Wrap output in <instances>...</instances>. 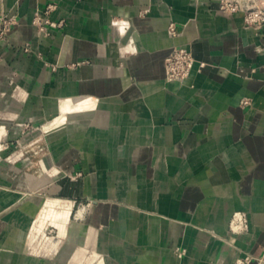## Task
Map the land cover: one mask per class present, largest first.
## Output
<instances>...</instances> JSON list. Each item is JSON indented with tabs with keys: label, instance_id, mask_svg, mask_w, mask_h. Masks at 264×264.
Returning a JSON list of instances; mask_svg holds the SVG:
<instances>
[{
	"label": "crops",
	"instance_id": "1",
	"mask_svg": "<svg viewBox=\"0 0 264 264\" xmlns=\"http://www.w3.org/2000/svg\"><path fill=\"white\" fill-rule=\"evenodd\" d=\"M48 5L50 34L32 23ZM217 6V0H0V16L18 14L0 39V103H7L6 91L24 93L7 104L15 113L8 127L23 106L18 122L39 113L36 120L46 125L63 99L102 100L84 131L45 132L50 153L40 167L46 159L61 173L38 189L73 201V208L91 201L76 223L94 231L93 246L110 262L136 264L128 250L139 246L156 251L150 264H232L245 254L258 264L264 257V28L249 29L237 14L216 13ZM114 20H126L125 31ZM172 22L178 35L170 34ZM26 43L31 53L22 49ZM174 46L188 47L195 59L184 85L166 79ZM80 171L86 175L75 177ZM62 208L47 210L42 225L52 217L64 233L70 212L57 217ZM238 211L247 214L248 229L235 234L229 225ZM202 233L211 235L205 248L197 242ZM222 237L233 250L220 258L215 247ZM185 248L181 260L176 254Z\"/></svg>",
	"mask_w": 264,
	"mask_h": 264
},
{
	"label": "rangeland",
	"instance_id": "2",
	"mask_svg": "<svg viewBox=\"0 0 264 264\" xmlns=\"http://www.w3.org/2000/svg\"><path fill=\"white\" fill-rule=\"evenodd\" d=\"M260 5H264V3H260ZM52 9L53 6L48 5L46 10L36 11L32 23L39 31L51 33L49 15ZM122 22L114 20L111 24L113 26H121ZM0 23L2 24L0 27V39L8 38L14 26L18 23V14L4 12L0 16ZM246 27L249 26L246 25ZM22 49L27 53L33 51L31 43H26L22 46ZM39 55L42 58L44 57L41 53ZM49 65L52 69H56L55 64L49 63ZM167 81L173 82L171 80ZM138 105L141 107L139 102ZM21 109L15 119L10 120L9 131L3 138H0V143L2 144L0 147V190L7 189L22 194L21 197L18 195L14 199H0V264H98L101 259H107L108 257L104 252L93 246L96 239L94 231L92 229L87 230L76 223L81 222L83 218L80 214L83 211L82 208H84V211H88L91 206L90 200H78L74 208L73 201L71 200L60 204L63 205V208L58 211L57 217L61 218L70 212L68 218L65 220V227L59 223L61 228L64 227V233H60V226L54 222L52 217H49L42 225L43 220L49 215L47 210L53 207L48 200L54 197H46L45 193L41 192L38 188L53 177L50 178L46 171H40L42 177L39 180L35 179V183H38L29 184L26 174H38L40 168L39 160L48 155L50 150H48L45 143L46 133L43 130L44 124L36 120L39 113L34 118L30 117L27 120L18 122L17 120L21 116H26L24 106ZM139 111H142V109ZM17 125L18 127H16ZM15 127L17 134L9 136ZM42 144H44V147H42ZM82 175H86L84 171L77 172L75 177ZM29 185L32 189H30ZM35 196L43 198H34ZM39 198L42 203L48 199L42 204ZM58 206L56 205V207ZM232 220H230L229 225L230 232L235 234L243 232L238 226H235V230L231 228ZM75 229H77V232H80L81 239L82 237L84 238V242L81 245L83 256L80 260L76 256H73L70 261L68 258L60 257L59 252L61 247L72 239V232ZM202 236L208 241L211 239L210 234L206 235V233H202ZM222 239L228 245L225 242L219 243L215 247V251L217 254L222 253L221 255H223L224 253L223 256H226V253L232 252L233 249L230 245L233 242L226 237H222ZM137 249L140 250L141 257L144 259H151L152 254L157 256L156 251L149 254L143 246H139ZM178 252L188 254L189 250L185 248L178 250ZM94 255L96 256L94 257ZM223 256L220 258H223ZM238 257H235L232 264H235ZM217 264L226 263L219 260Z\"/></svg>",
	"mask_w": 264,
	"mask_h": 264
},
{
	"label": "bare ground",
	"instance_id": "3",
	"mask_svg": "<svg viewBox=\"0 0 264 264\" xmlns=\"http://www.w3.org/2000/svg\"><path fill=\"white\" fill-rule=\"evenodd\" d=\"M237 15H239L243 18L242 12L237 13ZM126 25H127V21H123L122 25L118 26V27H120V29L122 31H125ZM247 28L256 30V28L253 26H249ZM133 40H134V37L132 36V41ZM129 47H131V46H129ZM192 73H193V68L191 69L189 74L183 80H174V82H177L181 85L182 84L184 85V83H186L192 79V76H191ZM22 91H24V90H22ZM10 93L11 92H9V91L5 92L6 97H7L5 99H6L7 103H4V104L0 103V138H3L6 135V133L8 132V126H7L8 119L14 117V115H15L14 111L10 110L11 106L7 107V104L11 105V104H14L13 103L14 100L16 101L17 99H20V100L24 99L23 98L24 93L21 96H16V98H15V96L11 97ZM4 97L5 96H3L2 101L4 100ZM101 101L102 100L100 98H98L96 96H91V95H82V96H75V97H69V98L63 99L57 105V109H59L61 111L54 115L53 121L51 123L43 126V130L47 133H50L54 130H58V131L65 130V131H68L70 134H73V135L75 133H79L82 130L84 131V129H85L84 126H87L89 124H93V116L95 113H97L99 111ZM138 127H139V131H142L144 129L141 125L137 126V128ZM109 130H110V127H107V130L105 131L106 132L105 134L107 137H108ZM110 134H111V132H109V135ZM1 146H2V144L0 143V147ZM40 171L41 172L46 171V173L48 174V176L50 178L53 177V175H57V174L61 173L60 171H57L56 167L51 166V164L48 163L46 159H43L42 166L39 168L38 174H32V173L26 174L27 179H29V184L30 183H34V184L38 183V182L35 183V179L39 180V178L42 177V174H40ZM18 195H19V197H21L22 194L12 192L11 190H7V189H1L0 190V199L1 198L2 199L3 198L4 199H14ZM48 201L50 202V205H53V206L54 205L58 206L63 202L64 203L67 202V200L59 199V198H50ZM204 211L206 212V210H204ZM80 214L82 215L83 211H81ZM219 227L220 228L224 227V224L220 223ZM76 230L77 229H75L73 231V235H74L73 239L67 241V243H65L61 247V250L59 252L60 257L68 258L70 260L73 256H76L80 260L81 257L83 256V254L81 253V250H82L81 245L84 242V238L82 237V239H81L80 232H77ZM197 242L199 243V245H201L202 248H205L208 240L205 239L202 236V234H200L197 238ZM128 251H129L130 257L135 256V259L137 262L136 264H150L151 259L142 258L141 252H139L140 250L137 249L136 247L135 248L129 247ZM221 254L222 253H219L218 255L220 257H222L224 255V253H223V255H221ZM227 254H230V252L226 253L225 255H227ZM176 255L180 259L184 258L181 253H177ZM95 256L96 255H94V257ZM71 264H73V263H71ZM98 264H118V263L115 261L110 262L107 258V259H101Z\"/></svg>",
	"mask_w": 264,
	"mask_h": 264
},
{
	"label": "built area",
	"instance_id": "4",
	"mask_svg": "<svg viewBox=\"0 0 264 264\" xmlns=\"http://www.w3.org/2000/svg\"><path fill=\"white\" fill-rule=\"evenodd\" d=\"M218 6L216 13L233 16L239 12L243 14L244 23L247 26H253L256 29L264 28V5H259L256 0H217ZM171 35H178L175 22L169 26ZM194 56L192 51L186 46H174L165 58V69L167 80H183L194 67ZM235 226L242 231L248 229L247 214L238 211L234 214L231 222V228ZM258 264H264V258H257ZM253 260L251 254L241 255L237 258L235 264H250Z\"/></svg>",
	"mask_w": 264,
	"mask_h": 264
}]
</instances>
